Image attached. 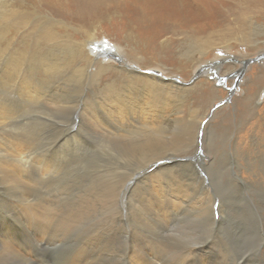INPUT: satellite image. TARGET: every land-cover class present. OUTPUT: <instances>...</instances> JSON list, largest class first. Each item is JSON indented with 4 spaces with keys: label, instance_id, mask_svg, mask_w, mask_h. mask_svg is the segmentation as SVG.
I'll list each match as a JSON object with an SVG mask.
<instances>
[{
    "label": "bare ground",
    "instance_id": "bare-ground-1",
    "mask_svg": "<svg viewBox=\"0 0 264 264\" xmlns=\"http://www.w3.org/2000/svg\"><path fill=\"white\" fill-rule=\"evenodd\" d=\"M26 1L67 18L76 25L73 31L82 37V40H75L74 33L70 32L65 38L57 22L43 21L39 28L41 43L51 42L68 60L64 65L56 61L51 65L55 66L58 79L64 77L63 85L50 87L52 94L39 91L41 108L46 114V102L51 96L57 111L68 109L71 112L69 127H65L62 120L56 121L58 135L49 150L53 152L50 155L57 177L56 216L50 229H76L82 218L97 209L101 213L95 226L101 229L98 237L101 243L80 245V253L65 259L64 264H264V212L254 211L250 222L241 216L245 203L243 192L256 189L258 199L255 201L263 200L264 203V105L257 110L254 104L264 74L253 81L249 93L240 103L242 109L236 120L230 119L229 126L223 123L218 126L212 143H208V157L206 163L202 162L210 178L206 185L197 170L195 154L197 133L205 113H201L193 134L190 114L193 110L189 108V98L194 93L198 102L211 94L220 98L221 89L217 83L205 71L202 78L189 86L170 81L168 72L143 74L142 69L151 65L138 68L137 64L131 65L121 58L119 52L101 46L104 54L120 61L121 65L116 67L101 59L105 55L95 51L98 46L91 37L92 29L109 21L112 25L123 22L128 30L133 24L143 27L147 24L153 29L159 21L164 26L167 22L170 27L175 26L172 22L175 13L181 15V30L177 25L171 31L183 34L188 40L175 64L181 70L192 66L194 70L204 63L210 49L223 44L234 47L232 41L246 45L249 51L261 48L264 43V0H18L17 3ZM200 11H203L201 16L212 14L219 25L216 21L204 30L184 23L189 21L190 13L200 15ZM166 28L161 29V33ZM215 32L217 38L213 39L210 34ZM161 33L153 32L152 36L158 39ZM125 37L139 48L144 46L145 53L139 61L150 58L149 38L129 34ZM41 60L43 63L44 59ZM65 67L69 72L61 74ZM233 68L230 65L227 72H232ZM21 73L11 70L0 74V229L7 230L15 226V229H22L26 200L27 154L23 152L22 143L26 138L25 124L16 119L18 108L9 96L15 86L22 89L25 84ZM235 130L242 133L241 138L251 134V143L260 151L255 160L246 155L247 166L233 160L231 163L229 159L231 156L227 151ZM13 137L16 141L11 139ZM77 145L99 148L101 171L90 179L77 177L76 181H68L65 177L74 170L77 158L66 148L71 150ZM176 154L181 157L178 161H182L177 164L179 170L170 165L177 158ZM242 155L239 153L240 158ZM229 163L236 166L228 168ZM246 167L252 175L259 174L256 181H246V176L242 175ZM224 186L232 188L228 191L231 195L229 203L221 198ZM185 192L189 193L190 199L187 198L194 202L202 219L209 210L212 212L214 233L200 242L184 241L180 237L186 230L172 229L179 215L178 201ZM215 203L218 221L214 215ZM250 204H253L251 200ZM247 232L253 236L252 252L244 241ZM0 236L10 238L9 230L0 232ZM27 246L7 249L35 264L28 257L40 249L36 245Z\"/></svg>",
    "mask_w": 264,
    "mask_h": 264
},
{
    "label": "rangeland",
    "instance_id": "rangeland-1",
    "mask_svg": "<svg viewBox=\"0 0 264 264\" xmlns=\"http://www.w3.org/2000/svg\"><path fill=\"white\" fill-rule=\"evenodd\" d=\"M17 2L18 0H0V71L4 70L9 72L15 70L22 72L21 80L25 83L22 89L16 88L15 86L14 89L11 90L12 94L9 96L13 97L18 108V111L15 113L16 119H21L22 123L25 124L23 128L26 132V138L22 140V143L23 152L27 154L26 184L24 186L26 200H24L23 203L24 216L22 217V229H15L16 226L13 229H8L10 237L8 239L0 236V264H31V262L23 260L22 257L7 249L8 247L19 248L20 245L25 244L28 245L27 248L34 245L39 247L40 250L36 251L34 255L32 254L28 257L25 253L35 264H64L65 259H69L71 255L73 256L78 252L80 253V245L86 247L88 245L95 246L101 243V240L99 239L101 229L95 228L101 213L100 209H97V212L91 213V215H88L86 218H82L80 222L77 223L76 229H50L56 216L55 208L57 198L55 196V183L57 177L53 172V157L50 155L51 151L49 150H51L53 142L58 135L56 121L62 120L65 123V127H69L71 124V112L68 109H59L57 111L56 104L52 102L51 96H48L49 100L46 102V114L43 113L44 110L41 108V102L38 98L39 91H50L52 94L53 90H50V87L53 89L54 86L58 87L59 85H63L62 82L64 77L60 75L61 77L58 79L56 77V70H54L55 66L51 67V65L55 61L64 65L68 60L63 51L61 52L55 49L54 47L56 46H52L51 42L41 43L39 39V28L43 21L57 22L58 29L62 30L61 33L63 35L65 34V38L70 32L74 33L75 40H82V37L73 31V27L76 25L70 23L67 18L58 16L53 11L52 13L51 10L37 4L35 5L27 1L23 4ZM202 12L200 11V15L193 12L190 13L187 16L189 17V21L185 20L184 23L186 22L189 23L190 26H198L197 28L200 27V29L205 30L211 25V23L213 24L217 21L212 17V14H210V16H201ZM13 14L18 15L20 18L13 16ZM23 15L24 18L22 17ZM172 16L175 17L172 22L174 24L176 23L175 26L180 25V28L181 15L176 16L174 13ZM159 22L154 25L153 29L147 24H145V27L139 24H133V27L130 26L131 30H128V27H126L123 22L118 23L117 25H112L109 21L108 24L101 25L102 27L100 28L92 29L91 37L98 46L95 51L105 55V57L103 56L101 58L102 60L106 59L105 61L112 62L113 65L119 67V64L121 65L120 61L111 58L110 55L104 54V50L101 48L105 47L109 50L117 51L121 58L126 62H129L131 65L137 64L138 68L151 65L150 67L142 69L141 72L143 74L163 75L168 72L170 74L168 75V79L179 84L187 86L193 85V83L199 78H202L203 75L201 74L203 71H205L206 74L217 83L222 91V93H220L221 91L219 92V94L222 95L220 98H216V95L211 94L200 98V101L198 102L195 98V93L192 95V98L190 97L191 99L189 98L191 105L189 108L193 110V112L190 113L192 115L193 134L198 125V119L201 118V113H205L198 129L199 133H197V147L195 154L197 170L203 177L205 184L209 185L210 178L207 169L202 167V162L205 161L206 163L208 157V143H212L214 139L213 136H215L222 123L229 126L230 119L233 122L236 120V117L242 109L240 103L249 93L248 91H250L254 84L253 81H255V78L261 74H264V43L261 48L249 51V49L247 50L246 45L240 43L236 44V42L232 41L231 44L235 45L234 47H226L225 44H223L214 49H210V52L206 55L207 59L205 61L203 60L204 63L202 62L203 64H201V66L198 65V68L193 70L194 66H192L181 70L180 67H177L175 61L181 56L180 54L183 52L188 40L187 38H184L185 36L183 34H179V32L172 33L173 29H175L174 25V27L171 26L173 27L171 28L169 22H167L166 26H164L162 22ZM195 22L197 23L195 24ZM217 23L219 25L220 22L217 21ZM222 23L223 22H221V25ZM164 28H166V30L161 33L160 30ZM153 32L161 33L158 38L159 40L153 38ZM128 34L134 35L135 37L149 38L147 44H149L150 58L148 60H138L142 53H145V51L142 50L144 46L142 45L139 48L132 44L133 42L125 37L128 36ZM210 35L213 39L217 38L216 32ZM88 49H90L89 46ZM43 59L44 62L40 63V60L42 62ZM63 65H61V67ZM230 65L234 67L233 71L227 72V68L230 67ZM50 67L51 69L49 70L48 68ZM66 69L67 67H65L60 73L65 74L69 72V69ZM4 71L0 72V74ZM172 74L175 75L172 76ZM65 83L67 84L69 82ZM45 85L48 86L46 87ZM257 92L258 93L254 98V104L258 110L264 105V81ZM1 96L3 95L1 94ZM225 115L227 117L226 121H224L226 118L224 117ZM206 125H208V129H206ZM74 128H76V126ZM254 133H256V131H254ZM250 135L241 138L242 133L237 130L233 132V144L231 140L227 151L228 155L231 156L229 158L231 163L233 160L235 163L247 166L248 160H244L246 155H249L250 159L252 157L254 160L258 159V152L260 151H258L256 145L251 143L252 138ZM11 139L16 141L15 137ZM72 148L73 146L71 147V150H68V147L66 149L71 156L77 158V165L74 170L68 174V177H65V179H68V181L71 179L76 181L77 177L84 180L88 178L90 179L93 175H96L101 171V151L99 148H90L83 145H77L74 149ZM237 150H239V152ZM190 153L191 151H188V154ZM239 153H241V155L245 154L240 158ZM176 156L177 158H174L173 161L170 162V165H175V169L179 170L177 164L182 161H178V159L181 158L180 155L176 154ZM191 160L193 161V159ZM231 163H229L228 168L233 167V165L236 166L235 164L231 166ZM249 171L250 170H248L247 167L243 168L242 175L246 176L244 177L246 181H256L259 174H257V176L252 175L251 171ZM230 189L232 188L224 186L221 195V198L226 199L225 201L228 203L231 196L228 192ZM255 192L256 189L254 191L243 192V194H245V203L244 211L241 216L244 215L243 218H247V221L249 222L253 217L254 211L259 214L264 212V207L262 208V206H264V203L262 202L263 200H261L260 203L256 202L255 200L256 198L258 199V197ZM187 197L190 199L189 193L187 194L185 192V195H182L179 199L181 201H178V207L180 208L178 209L179 215H177V224H175V227H172V229L186 230V232L180 237V239H183L184 241L200 242L214 233L212 230L214 229L212 212L209 210L207 216H204L205 218L202 219L194 202L190 201ZM250 200L254 205L250 204ZM216 204L217 203H215L214 206V215L216 221H218L219 213L216 208L218 205ZM8 230L0 229V232H6ZM55 239H58V241ZM44 241H46V244ZM244 241L247 243L249 251L252 252L253 236L247 232ZM52 242L55 243L56 246H54ZM45 259H47L46 262Z\"/></svg>",
    "mask_w": 264,
    "mask_h": 264
}]
</instances>
